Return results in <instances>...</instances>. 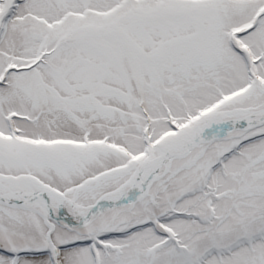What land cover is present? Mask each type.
<instances>
[{
	"label": "snow or ice",
	"instance_id": "obj_1",
	"mask_svg": "<svg viewBox=\"0 0 264 264\" xmlns=\"http://www.w3.org/2000/svg\"><path fill=\"white\" fill-rule=\"evenodd\" d=\"M0 264H264V0H0Z\"/></svg>",
	"mask_w": 264,
	"mask_h": 264
}]
</instances>
